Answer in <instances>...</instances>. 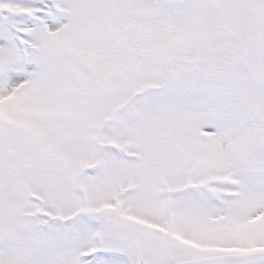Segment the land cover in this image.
Here are the masks:
<instances>
[{
  "label": "snow or ice",
  "instance_id": "obj_1",
  "mask_svg": "<svg viewBox=\"0 0 264 264\" xmlns=\"http://www.w3.org/2000/svg\"><path fill=\"white\" fill-rule=\"evenodd\" d=\"M0 264H264V0H0Z\"/></svg>",
  "mask_w": 264,
  "mask_h": 264
}]
</instances>
